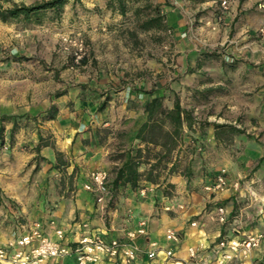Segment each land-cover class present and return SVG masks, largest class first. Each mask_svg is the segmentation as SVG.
<instances>
[{
    "label": "crops",
    "instance_id": "0c3cea01",
    "mask_svg": "<svg viewBox=\"0 0 264 264\" xmlns=\"http://www.w3.org/2000/svg\"><path fill=\"white\" fill-rule=\"evenodd\" d=\"M110 1L81 0L85 10L83 29L92 46L96 47L102 38L99 31H105L109 22L120 14L108 6ZM71 2L67 13L68 18L74 20L76 5L74 0ZM156 2L161 5L167 26L174 32L178 60L174 72L178 78L174 81L170 78L168 64L160 67L153 62H138L125 69L106 65L98 61L99 51L93 48L92 60L89 57L84 61L86 71L82 79L75 80L81 81V85L70 89L63 96L66 101L60 105L51 103L58 108L54 120H39L42 125H38L36 133L28 132L27 127L12 133L13 126L9 128V145L18 161L8 163L7 169L13 173V179H17L13 184L6 181L8 187L4 186L3 190L8 198L22 205L27 214L35 215L33 220H46L44 202L40 201L42 175L35 176L30 188L26 175L19 173L31 158L40 155L51 173L63 169L61 181H71L74 187L72 193L66 186L52 193L56 207L53 216L59 228L66 230L67 242H78L83 223L110 239H120L135 230L140 221L147 220L149 235L138 239V246L154 241L163 248L174 247L180 259H187L188 250L195 248L211 264H217L212 248L220 236L264 233V44L253 37L256 24L262 20L245 9L256 0L231 2L227 18L235 39V45L227 52L234 60L231 63L228 57L218 55L220 52L209 51L208 55L187 43L190 29L187 13L191 0ZM204 4L208 3L201 5ZM176 97L193 116L198 114L195 110H205L203 119L208 124L203 122L202 125H207L203 128L198 125L201 130L184 124L178 147L169 159L159 160L166 151L163 140L158 144L146 143L137 135L147 122L148 102L161 98L164 107L172 109ZM218 125H236L245 134L220 136ZM26 134L32 136L29 138ZM201 144L204 149L199 153L196 147ZM28 145L31 150L27 153ZM232 148L241 152L236 156ZM130 156L139 157V172L144 176L137 188L126 185L115 189L116 171ZM161 166L166 170L157 181L146 179ZM95 170L108 171L114 189L108 221L96 211L93 196L84 189L89 174ZM223 172L230 183L228 188L221 192L206 190ZM141 188L148 190L145 198L139 194ZM166 205H172V211H166ZM218 206H226L231 212L232 220L225 226L213 219ZM195 221L198 225L191 226ZM168 231L181 233L182 242L179 245L168 243ZM54 236L52 234V238H56ZM7 242L4 235L0 236V246ZM263 258L264 244L237 264H252L253 260ZM98 264L148 263L104 259Z\"/></svg>",
    "mask_w": 264,
    "mask_h": 264
},
{
    "label": "rangeland",
    "instance_id": "374dc122",
    "mask_svg": "<svg viewBox=\"0 0 264 264\" xmlns=\"http://www.w3.org/2000/svg\"><path fill=\"white\" fill-rule=\"evenodd\" d=\"M43 1L0 0V6L8 8L13 4L33 5ZM212 1L191 0L192 3L189 5L192 7L188 6L190 10L187 13L190 29L186 35V40L199 52L202 51L208 55L210 52H220L218 55L228 57L232 63L234 60L227 52L229 48L235 45V39L232 38L233 31L230 30V22L227 18L233 0H217L218 2L227 1L229 3L228 9L223 11L224 13L216 9ZM202 2L208 4L202 6ZM69 3L73 2L70 1ZM74 4L76 5L74 20L68 18L66 6L60 17L48 13L42 25L24 24L22 22L3 23L0 21V125L2 124L5 128V145L0 146V236L4 235L9 241L7 245H2L0 248H6L21 234L28 232L34 223H42L49 237L52 238V234L56 236L55 231L59 226L55 220L56 216H53L56 207L52 193H57L63 186L68 187L70 193L74 189L71 181L66 180L65 183L61 181L63 180L61 172L63 169L56 174L51 173L50 167L44 159L40 155H36L22 167L19 173L26 175L28 178L27 185L30 188L34 185L35 176L42 175L40 201L44 202V213L47 219L33 220L35 215L27 214L26 210L22 209V205L8 198V193L3 190L4 186L5 188L8 187L5 182L13 184L14 179H17L16 177L13 179V173L7 169L8 163L18 161L17 155L14 154L9 145L10 134H8V130L14 122L17 123L18 128L27 127L28 132L36 133L38 125H42L44 122L42 120L45 115L44 112L52 106L51 103L54 102L56 105L59 103L60 105L62 101H66L63 96L69 93L70 89L73 90L74 86L81 85V81L75 82V80L82 79L81 77L86 71L84 61L89 57L92 60L90 53H92L93 48L99 51L100 60L98 61H102L101 63L106 65L114 64L119 69H125L136 65L138 62L144 64L153 62L160 67L162 64H168L171 69L170 78L173 81L178 78V74L174 72L178 67L174 32L167 26L164 14H162V27L150 31L140 28L141 22L156 16L157 7L162 13L161 5L156 0H131L127 4L126 16L117 15L115 19L109 22L110 24L105 31H99L102 38H99L96 47L90 44L88 34L83 29L85 20L83 3L79 0L74 1ZM245 9L249 14L251 13L262 20L261 23L256 24L253 37L264 44V0H256L254 4L252 3ZM138 12L139 15H137ZM78 36L83 37L86 41L88 54L81 65L75 66L72 57L75 47L73 44L64 42V39L74 40ZM112 89L116 90V87H112ZM61 93L65 94L57 97ZM170 95L172 100V91ZM195 112L198 113L194 115L197 122L203 124L206 121L203 119L206 111L198 109ZM206 126L202 125V128ZM196 127L201 130L198 125ZM45 135L49 136L46 133ZM26 136L30 138L32 135L26 134ZM201 146L203 147L202 144ZM26 148L28 153L31 148L29 145ZM230 150H234L236 156L241 152L237 148ZM163 170L166 169L161 166L153 174L155 181L163 174ZM53 184L56 185L55 188ZM112 192L114 194L113 188ZM110 208H113L112 202L109 211ZM109 211L103 216L105 221L109 220ZM84 225V223L81 224L79 234H83ZM89 229L92 228L89 226ZM65 243L73 249L77 246V242L65 241ZM70 262L77 264V258L71 256L65 261V264ZM46 264L55 263L49 260ZM252 264H264V258L253 260Z\"/></svg>",
    "mask_w": 264,
    "mask_h": 264
},
{
    "label": "built area",
    "instance_id": "2783aa9c",
    "mask_svg": "<svg viewBox=\"0 0 264 264\" xmlns=\"http://www.w3.org/2000/svg\"><path fill=\"white\" fill-rule=\"evenodd\" d=\"M212 4L216 9L223 11L228 9L227 1L218 2L213 0ZM64 42L73 44L72 52L75 66L81 65L88 54L86 41L78 36L74 40L64 39ZM197 121V118H195ZM199 123H197L198 125ZM197 151L201 153L203 147L197 145ZM229 180L226 173L218 175L213 183L206 188L211 192H221L228 188ZM239 183L235 184L238 187ZM84 189L90 193L96 204V211L103 217L109 211L113 200L110 174L105 170H95L88 176ZM147 188H141L139 194L142 198L147 196ZM183 209V206L179 207ZM172 205H166V211H172ZM213 219L225 226L232 220L231 212L226 206H218L214 209ZM131 223V219H128ZM198 222H192L191 226L196 227ZM149 222L142 220L135 230L128 231L124 238L110 239L106 234L89 229L85 224L83 234L80 236L77 246L73 249L66 241V230L58 228L55 231L56 238L53 239L46 234L42 223H34L28 232L21 234L18 239L9 244L6 248H0V264H46L51 260L55 264H65V261L75 256L77 264H98L104 259L111 261H124L132 263L146 261L148 264H211L205 259L200 250L190 248L188 258L180 259L176 256L175 248H163L157 242L147 241L145 246L140 247L136 241L140 238L146 239ZM168 243L179 245L183 236L176 231H168L166 234ZM264 244V233L257 232L243 236H220L213 245V251L217 255V264H237L243 262L252 253L259 250Z\"/></svg>",
    "mask_w": 264,
    "mask_h": 264
},
{
    "label": "trees",
    "instance_id": "16d2710c",
    "mask_svg": "<svg viewBox=\"0 0 264 264\" xmlns=\"http://www.w3.org/2000/svg\"><path fill=\"white\" fill-rule=\"evenodd\" d=\"M70 1L72 0H44L43 2L33 5L13 4L8 8L0 6V21L3 23L22 22L24 24L42 25L45 22L48 13H53L57 17H60ZM129 2H131V0H111L108 6L113 8V10H118L120 15L126 16L127 4ZM137 15H139V12ZM162 21V13L159 7H157L156 16L149 17L146 21L141 22L140 28L145 31L160 28L162 27ZM63 94L65 93L58 94L57 97H60ZM145 112L147 113L148 119L139 131L137 138L142 142L155 144H158L160 142L159 140L162 139L166 151L164 155L159 156V160L169 159L172 152L178 147L183 137L184 124L193 128L198 123L195 120L193 113H189L182 107L178 97H176L172 109L165 108L161 98H154L146 104ZM57 114V106L52 105L43 116L42 120H54ZM198 125L202 124L199 122ZM167 127L169 129H167ZM216 128L220 131L218 133L220 136L225 134L235 136L245 134V131L238 128L236 125H218ZM17 129L18 125L14 122L12 133L16 132ZM4 134L5 128L1 124L0 146L5 145ZM138 158V156H130L123 166L116 171V177L113 181V187L115 189L126 185H131L133 188H137L140 180L144 176L139 172L140 161H138ZM146 179L155 182L153 173H149L146 176Z\"/></svg>",
    "mask_w": 264,
    "mask_h": 264
}]
</instances>
